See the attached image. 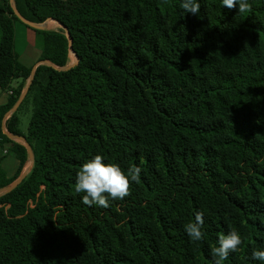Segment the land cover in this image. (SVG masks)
<instances>
[{"label":"trees","instance_id":"obj_1","mask_svg":"<svg viewBox=\"0 0 264 264\" xmlns=\"http://www.w3.org/2000/svg\"><path fill=\"white\" fill-rule=\"evenodd\" d=\"M14 2L27 19H53L70 34L72 51L64 29L31 28L40 61L78 60L67 70L39 65L6 122L34 162L0 196V264H214L211 248L230 230L243 243L223 264H264L251 256L264 250V0H249L244 14L198 0L195 15L182 0ZM16 21L11 0H0V89L21 79L0 107V144L20 163L9 178L0 162V189L28 162L2 130L32 71L15 51ZM30 96L24 134L18 111ZM97 154L142 169L131 194L106 209L74 191ZM196 211L205 236L192 242L184 225Z\"/></svg>","mask_w":264,"mask_h":264},{"label":"clouds","instance_id":"obj_2","mask_svg":"<svg viewBox=\"0 0 264 264\" xmlns=\"http://www.w3.org/2000/svg\"><path fill=\"white\" fill-rule=\"evenodd\" d=\"M240 14L251 12L252 5L249 0H222V6L228 9L236 8ZM198 0H182L181 8L185 13L198 14L200 11ZM104 157L100 154L83 163L79 168L74 191L82 195V203L88 206H99L108 208L110 200H122L131 194L132 183H140L142 169L138 166H131L123 170L117 163H105ZM204 214L196 211L194 219L184 225V231L192 242L202 241L205 232L203 231ZM218 246L211 248V255L214 264H223L230 253L237 252L243 243L240 233L230 230L227 234H218ZM253 259L264 262V250H253Z\"/></svg>","mask_w":264,"mask_h":264},{"label":"rangeland","instance_id":"obj_3","mask_svg":"<svg viewBox=\"0 0 264 264\" xmlns=\"http://www.w3.org/2000/svg\"><path fill=\"white\" fill-rule=\"evenodd\" d=\"M17 25L20 26V24L17 22ZM25 28V27H23ZM49 30H54V31H60L62 29L58 23L54 21H49V26L47 27ZM27 41L26 38L21 35L20 33L17 34L16 41H15V51L19 55V60L20 62L25 65V66H32L36 62V59L41 56V49H40V41L36 42V44L31 43V47L27 48ZM30 43V41H28ZM39 59V58H38ZM75 61L74 55L71 53L70 54V62L72 63ZM42 81H45V77H40ZM21 104L19 105V107ZM18 107V109H19ZM17 109V110H18ZM33 113V105L31 101V96L29 97L28 100L22 105V107L19 110V117L21 119L20 123V130L24 133H28V127H29V122L31 119ZM7 119V117H6ZM9 119V116H8ZM7 121V120H6ZM6 121L3 119L2 123L6 127ZM7 129V128H6ZM20 144H23L25 146V143L23 141H16ZM9 148L8 146H6ZM6 163L4 165V168L7 170V172L10 173L12 167L14 166L16 160L15 154L10 151L9 155L6 156L5 158ZM30 161L28 158L27 166L26 168H30Z\"/></svg>","mask_w":264,"mask_h":264},{"label":"water","instance_id":"obj_4","mask_svg":"<svg viewBox=\"0 0 264 264\" xmlns=\"http://www.w3.org/2000/svg\"><path fill=\"white\" fill-rule=\"evenodd\" d=\"M11 5L13 7V10H14V13L16 15V17L23 23L25 24L26 26H29L30 28H33V29H47V22L52 20L54 22H57L59 24V26L64 29L67 33V37L70 41V50L72 51V48H71V45H72V40H71V37H70V34L68 33V31L66 30V27L59 23L58 21H55L53 19H49L47 20L46 22L44 23H35L29 19H27L26 17H24L19 11L18 9L16 8L15 6V2L14 0H11ZM73 55L75 56V62L69 64L68 66L66 67H58L54 64H52L50 61H47V60H43V61H40L31 71V75H30V78H29V82H28V85L26 87V89L24 90V92L21 94L19 100L17 101V103L14 105V107L6 114L5 117L13 114L15 111H17L19 105L23 102L27 92H28V89H29V86L31 84V81L33 80L34 78V74H35V71H36V68L39 66V65H47V66H51V67H54L55 69L57 70H67L69 68H71L73 65H75L77 63V57L76 55L73 53ZM2 130H3V133L6 134L10 139L12 140H15V141H23L25 143V147L27 148V152H28V158H29V161H30V168H28L27 170L23 171L16 180H14L10 185L0 189V196L12 191L13 189H15L21 182L22 180L24 179V177L29 173L32 165H33V162H34V153H33V150L31 148V146L28 144V142L26 141V139L24 137H20V136H16V135H12L10 133H8L5 125L2 123Z\"/></svg>","mask_w":264,"mask_h":264},{"label":"crops","instance_id":"obj_5","mask_svg":"<svg viewBox=\"0 0 264 264\" xmlns=\"http://www.w3.org/2000/svg\"><path fill=\"white\" fill-rule=\"evenodd\" d=\"M17 22H18V21L15 22V41H16V37H17V34H18V33H20L21 35H23V36L26 38V40L30 41V43L27 41V48L31 47V43H32V44H36V42H38V40L40 41V39H39V37H38V34H37L33 29L28 28L25 24H23V23H21V22H18V23L20 24V26H18V25H17ZM48 26H49V21L47 22V27H48ZM23 27H25V28H23ZM47 29H48V28H47ZM1 40H2V30H1V28H0V43H1ZM40 49H41V42H40ZM41 54H42V49H41ZM38 58H39V59H38ZM38 58L36 59V62H33L34 64H33L32 66H29V65H28L27 67L33 69V68H34V67L40 62V58H41V56L38 57ZM28 82H29V79H28V81L26 82L25 87H24L22 93H23L24 90L26 89V87H27V85H28ZM20 83H21V79H16V80H14V81L12 82V84H11V90L3 91V90L0 89V107H1V106H4V105L7 104L8 99H9V97H10L11 94H12V90L18 88V86L20 85ZM25 97H26V96H25ZM24 99H25V98H24ZM18 114H19V111H18ZM5 116H6V115H5ZM10 116H11V115H9V117H10ZM3 119H5V121L8 120V116H7V119H6V117H4ZM2 121H3V120H2ZM6 122H7V121H6ZM0 140H1V139H0ZM6 146H8L9 148H7ZM10 151H11V144H10V143H4V144H2V145L0 144V162H1L2 167H3V169L6 171L7 176H8L9 178L14 177V175L16 174V172H17V170H18V168H19V165H20L19 160L16 158L17 161L15 162L14 166L12 167L10 173L7 172V170L4 168V165H5V163H6L5 158H6L7 155H9ZM26 166H27V164H26L25 167L23 168V171H25V170L28 169V168H26ZM23 171H22V172H23Z\"/></svg>","mask_w":264,"mask_h":264},{"label":"bare ground","instance_id":"obj_6","mask_svg":"<svg viewBox=\"0 0 264 264\" xmlns=\"http://www.w3.org/2000/svg\"><path fill=\"white\" fill-rule=\"evenodd\" d=\"M50 21H52V20H50ZM57 23V22H56Z\"/></svg>","mask_w":264,"mask_h":264}]
</instances>
